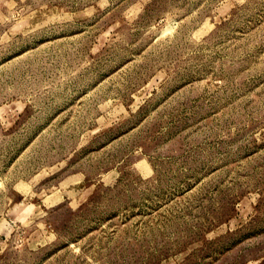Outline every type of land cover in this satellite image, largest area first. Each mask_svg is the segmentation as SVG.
Wrapping results in <instances>:
<instances>
[{"label":"rangeland","instance_id":"rangeland-1","mask_svg":"<svg viewBox=\"0 0 264 264\" xmlns=\"http://www.w3.org/2000/svg\"><path fill=\"white\" fill-rule=\"evenodd\" d=\"M0 264H264V0H0Z\"/></svg>","mask_w":264,"mask_h":264}]
</instances>
